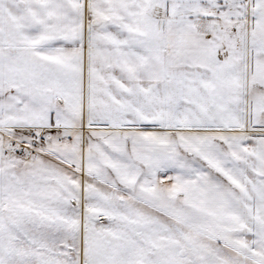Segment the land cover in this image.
I'll use <instances>...</instances> for the list:
<instances>
[{"label":"snow or ice","instance_id":"snow-or-ice-1","mask_svg":"<svg viewBox=\"0 0 264 264\" xmlns=\"http://www.w3.org/2000/svg\"><path fill=\"white\" fill-rule=\"evenodd\" d=\"M0 264H264V0H0Z\"/></svg>","mask_w":264,"mask_h":264}]
</instances>
